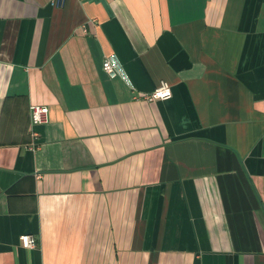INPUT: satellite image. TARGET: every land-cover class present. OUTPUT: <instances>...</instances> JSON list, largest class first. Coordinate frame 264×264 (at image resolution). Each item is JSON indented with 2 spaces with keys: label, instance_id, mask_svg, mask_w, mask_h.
<instances>
[{
  "label": "crops",
  "instance_id": "obj_1",
  "mask_svg": "<svg viewBox=\"0 0 264 264\" xmlns=\"http://www.w3.org/2000/svg\"><path fill=\"white\" fill-rule=\"evenodd\" d=\"M0 264H264V0H0Z\"/></svg>",
  "mask_w": 264,
  "mask_h": 264
},
{
  "label": "built area",
  "instance_id": "obj_2",
  "mask_svg": "<svg viewBox=\"0 0 264 264\" xmlns=\"http://www.w3.org/2000/svg\"><path fill=\"white\" fill-rule=\"evenodd\" d=\"M55 2H61L62 0H54ZM103 71L110 77L113 78L116 75L115 70L108 60H105L102 65ZM171 89L165 82H160L159 85L154 89L151 94L141 95L137 99H142L147 102L154 101H167L171 98ZM29 115L31 121V132L33 138L37 137L34 132V127L42 126L48 123L49 110L46 106H31L29 108ZM21 247L24 249H33L36 246V241L32 236L23 235L19 238Z\"/></svg>",
  "mask_w": 264,
  "mask_h": 264
}]
</instances>
